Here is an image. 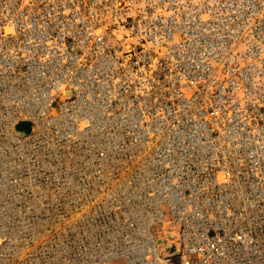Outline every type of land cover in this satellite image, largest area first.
<instances>
[{
    "label": "built area",
    "instance_id": "built-area-1",
    "mask_svg": "<svg viewBox=\"0 0 264 264\" xmlns=\"http://www.w3.org/2000/svg\"><path fill=\"white\" fill-rule=\"evenodd\" d=\"M119 257L264 264V0H0V264Z\"/></svg>",
    "mask_w": 264,
    "mask_h": 264
},
{
    "label": "rangeland",
    "instance_id": "rangeland-1",
    "mask_svg": "<svg viewBox=\"0 0 264 264\" xmlns=\"http://www.w3.org/2000/svg\"><path fill=\"white\" fill-rule=\"evenodd\" d=\"M21 126H24V128H25V129H27V128H28V126H27V123H26V122H24V124H21ZM113 263H114V264H126V262H125L124 258H122V257L116 258V259L114 260V262H113Z\"/></svg>",
    "mask_w": 264,
    "mask_h": 264
}]
</instances>
